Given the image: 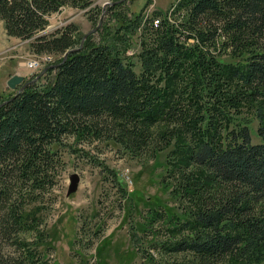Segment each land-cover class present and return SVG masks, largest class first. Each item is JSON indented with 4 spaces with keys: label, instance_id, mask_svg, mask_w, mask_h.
<instances>
[{
    "label": "trees",
    "instance_id": "16d2710c",
    "mask_svg": "<svg viewBox=\"0 0 264 264\" xmlns=\"http://www.w3.org/2000/svg\"><path fill=\"white\" fill-rule=\"evenodd\" d=\"M132 1L111 0L81 45L74 23L43 31L52 13L93 0H0L9 36L58 55L0 99H10L0 106V264H48L50 233L27 206L55 184L65 136L106 138L134 156L167 149L161 182L191 207L169 250L199 264H264V0H178L144 23ZM92 10L97 24L103 7ZM142 23L137 71L126 49ZM242 105L255 108L258 142L251 121L234 119Z\"/></svg>",
    "mask_w": 264,
    "mask_h": 264
},
{
    "label": "rangeland",
    "instance_id": "374dc122",
    "mask_svg": "<svg viewBox=\"0 0 264 264\" xmlns=\"http://www.w3.org/2000/svg\"><path fill=\"white\" fill-rule=\"evenodd\" d=\"M142 1L133 0L129 6L136 11L143 9L144 23L156 10L170 11L178 0ZM110 2L93 0L86 8L64 6L49 16L43 32L74 23L84 36L102 21L100 28ZM97 5L103 7V12L96 24L93 22L96 12L92 8ZM143 23L129 37L131 45L126 49V54L136 62L137 71L141 70L137 54ZM47 56L49 61L43 62L40 69L33 70L24 64L29 60H47ZM221 57L233 58L230 50ZM57 59L54 53H33L29 40L9 36L0 20V99L17 91L34 75L36 78L46 67L55 65L52 63ZM10 72L25 76V81L16 89L7 85ZM234 116L242 122L251 121L252 139L258 142L259 121L255 108L242 105ZM166 150L134 156L106 138L63 137L59 152L64 163L55 169V184L43 198L27 206L41 219L38 230H43L44 235L50 233L51 242L43 250L48 264H199L190 252L169 250L171 243L187 233L174 227L186 218L191 207L161 182ZM75 172L81 178L79 188L68 196L70 175ZM30 236L31 233L27 235Z\"/></svg>",
    "mask_w": 264,
    "mask_h": 264
},
{
    "label": "water",
    "instance_id": "95a60500",
    "mask_svg": "<svg viewBox=\"0 0 264 264\" xmlns=\"http://www.w3.org/2000/svg\"><path fill=\"white\" fill-rule=\"evenodd\" d=\"M102 20V19H101ZM102 21H100L99 25L101 24ZM99 25L95 28H93L92 30L88 31L84 36H83V39L81 41V45H83L84 43V40H86V38L89 36V34H91L92 32H96L99 28ZM67 57V54L65 55V58ZM58 64H55V65H50L48 67H46L42 73H40L36 78L32 79V80H28V81H25V76L24 75H21V74H14L12 75L8 81H7V85L12 88V89H16V87L23 83H24L19 87L18 89V92H21L28 84H30L32 81H36L40 76L41 74H43L48 68L50 67H57ZM10 99L0 103V106H2L3 104H5L6 102H8ZM80 175L78 173H72L70 175V184H69V187H68V191H67V195H71L72 193L76 192L79 188V184H80Z\"/></svg>",
    "mask_w": 264,
    "mask_h": 264
},
{
    "label": "built area",
    "instance_id": "2783aa9c",
    "mask_svg": "<svg viewBox=\"0 0 264 264\" xmlns=\"http://www.w3.org/2000/svg\"><path fill=\"white\" fill-rule=\"evenodd\" d=\"M48 61H49V56H47V60H29L24 64L33 70H37L41 68L43 62H48Z\"/></svg>",
    "mask_w": 264,
    "mask_h": 264
},
{
    "label": "crops",
    "instance_id": "0c3cea01",
    "mask_svg": "<svg viewBox=\"0 0 264 264\" xmlns=\"http://www.w3.org/2000/svg\"><path fill=\"white\" fill-rule=\"evenodd\" d=\"M34 53V52H33ZM11 73V72H10ZM9 73V76H8V79H9V77H11L12 75H14V74H16L17 72H12L11 74ZM19 74V73H18ZM8 79H7V81H8ZM12 89V88H11ZM4 90V89H3Z\"/></svg>",
    "mask_w": 264,
    "mask_h": 264
}]
</instances>
